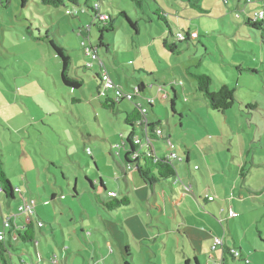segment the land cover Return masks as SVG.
I'll return each mask as SVG.
<instances>
[{
	"label": "rangeland",
	"instance_id": "374dc122",
	"mask_svg": "<svg viewBox=\"0 0 264 264\" xmlns=\"http://www.w3.org/2000/svg\"><path fill=\"white\" fill-rule=\"evenodd\" d=\"M85 1L87 0H80L78 5L65 1L64 6L55 8L43 5L40 0H26L24 5L22 0H0V150L5 157L7 176L12 180L17 195V200L11 202L12 208L18 214L21 195L18 186H21L22 190L29 193L32 191L37 209L41 212L46 204L54 210L50 202L52 191H57L60 196L58 203H63L65 216L70 213L69 208L75 212L71 216L74 224L64 221V228L57 225L55 237L54 232L47 231L43 222L33 214L35 244L13 241V247L6 254L9 264H85L84 258H87V264H123L116 241V236H125V231L117 222L122 212L116 211L112 216L109 215L108 207L101 202L103 199H110L109 192L107 190L104 193L99 184L102 178L109 190L119 187L123 190L121 197L127 195L126 180L119 168L121 165L127 169L124 160L126 148L123 145L129 133L126 117L139 104L142 94L137 95L132 102L123 100L114 110L104 108L97 95L96 73L100 71V63L127 92L130 88L134 91L137 87L136 79L143 78V82L149 87L150 84H157L152 71L157 72L159 77L166 74L167 81L172 80L173 73L170 78L168 71H165L168 66L209 73L215 79L214 85H217L213 90L222 87L220 82L224 78L233 81L231 85L237 90V96L234 107L229 110L231 113L228 119L222 117L218 122L214 115L221 116L222 113L215 112L213 115L208 112V122L212 125L210 138L215 137L214 141H209L215 149L213 158L218 159L219 150L223 161L226 158L229 162L232 161L233 154L228 151L230 148L243 166L234 164L233 173L228 171L227 174L212 175L215 180L220 177L219 179L226 181L225 184L220 183V190L224 194L228 192L227 198H233L235 193L238 200H241L239 192L242 189L245 200L248 201L243 206L246 212L243 214L240 211L242 209L238 208L236 211L240 214L239 218L232 219L228 215V206H225L223 215L207 213L206 218L212 223H202L199 229L208 234H217L231 248L239 249L243 244L245 249L255 250L258 253L251 257V264H264V31L252 30L245 24L244 18L238 20L239 12L234 8L237 0H144L141 7L132 0H105L103 12L111 15L115 31L104 34L111 47L108 51L98 47L99 61H94L91 56H86L82 46V42L87 46L90 43L94 47L99 45L97 21L95 15L87 9ZM97 1L99 0H89L90 8ZM200 3L210 12L201 18L199 26L206 33L191 41L179 42L176 37L170 38L178 46V50L169 51L161 38L162 34L168 33V29L160 21L159 14H167L174 34L177 35L182 31L184 20L191 19L190 14L199 13ZM259 5L257 9L264 12L262 0ZM254 6L255 4H250L248 8ZM244 7L245 4L241 2L239 10ZM229 8L234 12H230ZM67 10H79L83 13L73 17L67 14ZM121 13H125L136 24L139 33L130 27ZM90 24L95 26L87 40L79 32L81 27L85 28ZM30 26L36 35H47L48 40L54 39L68 50L73 58L72 75L82 80L83 87L71 89L61 82L60 58L49 47L48 41L38 42L26 38L25 30ZM169 35L168 33V38ZM90 64L92 69L87 68ZM241 65L243 68L258 69V74L238 72L236 68ZM174 78L178 79L177 82L165 87L173 94L172 85L179 91L178 103L182 109L183 104H187L182 88L184 81L180 75ZM157 93L158 88H154V96ZM161 95L158 97L163 102ZM167 107L172 113L169 101L162 110L164 128ZM236 129L240 134L237 140L234 137ZM135 134L141 135V129L136 128ZM204 134L208 136L205 132ZM226 140L234 142L232 147H225ZM173 163L178 179H183L186 185L196 180L201 188L205 187L202 171L194 168L195 163H198L196 160L191 166L186 165L184 160L176 159ZM132 185L130 181L131 190ZM172 185L165 183L164 187L170 192ZM74 188L78 194L76 197ZM175 188L178 194L183 193L179 186L175 185ZM2 195L0 192V227L5 225L1 211L5 214L9 211ZM188 196L195 201L189 203L191 217L188 220L196 223L201 217L199 197L195 199L192 195ZM201 206L207 205L201 203ZM206 210L212 211L209 207ZM155 213L159 212L155 210ZM82 214L85 216V223ZM166 214L169 216L168 211ZM256 222L262 232V239L257 235ZM84 226L86 228L82 233ZM110 226H113L111 232L108 230ZM155 226L153 240L143 243V247L139 248L137 245L139 243L141 246V243L134 242L131 238L133 251L137 253L139 248V253L136 254L137 264H173L177 261L175 255L181 254L179 250L182 249L175 235L174 240H168L164 230L167 243L155 240L161 225ZM74 227L80 236L84 235V242L91 238L95 244L92 250L97 248L99 256L94 252L93 256L86 250H82L83 256L75 250L69 254L68 246L63 244V234L71 242ZM194 239H198L200 250H205L214 260V255L220 249L217 252L210 250L209 240L206 238L200 240L195 236ZM122 240L126 243L127 237ZM106 241L112 243L114 253L110 249L108 253ZM184 241L190 244L189 241ZM184 241L182 238L181 242ZM86 246L90 248L92 245ZM101 248L103 251H100ZM190 251L193 253L192 246ZM103 254L111 255L112 258L102 263ZM201 256L206 263L204 256ZM228 259L224 264H246L243 260L232 257ZM213 260H210V264H218V261Z\"/></svg>",
	"mask_w": 264,
	"mask_h": 264
},
{
	"label": "crops",
	"instance_id": "0c3cea01",
	"mask_svg": "<svg viewBox=\"0 0 264 264\" xmlns=\"http://www.w3.org/2000/svg\"><path fill=\"white\" fill-rule=\"evenodd\" d=\"M260 1L261 0H257L255 3V6L253 8H251V7L248 8V6L250 4H246L245 0H237V4H236V6H234V8L237 12H239V15L237 14V16H239L238 20L244 18L245 22H246L247 19L253 18L255 13L262 12V11H260V9H257L260 7V5H259ZM262 1L264 2V0H262ZM98 2H100L101 11L103 12V8L105 5L104 3L106 1L105 0H99ZM241 2H243L246 7H244V9L240 11L239 7H240ZM227 5L229 7V4H227ZM191 6H192V4H191ZM199 6H200L199 10L195 7L199 11V13L196 15L190 14L191 19H188V20L186 19L187 21L184 20V23L182 26V31L177 33V35H179L180 33L184 34V36L186 38H188V41H191L193 38L200 37L205 32V31L202 32L201 28L199 26L202 23L201 18L210 12H208L206 10V8L201 5V3ZM230 12H234V10L230 9ZM90 13H92V12L90 11ZM240 13H241V15H240ZM164 14H166V13L164 12ZM194 16H197V17H194ZM165 17L167 18L166 20H167L169 27L171 29V30H169L167 28L168 33L170 34L172 31L173 37L177 38V35L174 34L173 28L171 27V24L168 20L167 14ZM195 20H197V21H195ZM248 27L251 28L250 26H248ZM80 30L81 31L79 32V34L84 35V38H86L87 40L90 39V33L92 32V29H91V32H89V34L86 33L84 27H81ZM137 33H139V31ZM168 33H166V34L164 33L165 35L164 34L161 35L163 42L165 39L168 38L167 37ZM26 38L30 39L28 37H26ZM31 40H33V39H31ZM34 41H37V40H34ZM38 42H40V41H38ZM163 45H164V43H163ZM84 53H85V51H84ZM218 66H217V68H218ZM243 67L244 66L241 65L239 68H236V70H238V72L248 71L252 75L258 74V71H257L258 69H249V68H243ZM137 68H139V67H137ZM140 69L143 70L142 68H140ZM104 70H105L104 66L100 67V71H104ZM106 71H108V70H106ZM165 71H168V73H169L168 76L170 78L172 76L171 75L172 73H173L174 77H177V75H180L183 78L184 82L182 84V88H183L184 94L186 95L185 96V98H186L185 102L187 104H183L182 109L180 108V105L178 103L179 99H180L178 96L179 91L176 88H174L172 85V90L174 92V94H173L171 90H169L168 88L165 87V86H167V84H172L175 81L177 82L178 79H175L172 76V78H171L172 80L167 81L166 74L161 75L159 77L158 73L157 72L155 73L153 71H152V75L155 74V82L159 86L157 84H150V87H149L145 82H143V80H142L143 78L136 79L137 85H135V86H137V87L135 88V90L138 88L140 82H142L144 84L145 88L142 89V91L140 93L136 94L134 96V98H137L136 97L137 95L142 94L140 96V100H138V103L142 104L143 107L147 108L146 117L148 119V123L149 124H154V123H160L161 124L160 126L162 127V133H161L162 136L159 138V137H156L154 135L153 139L151 140V144L153 146L154 153L156 154V157H164V156H170V155L176 154L178 157V160L179 161L184 160L185 164L188 166H191L192 162H195V160H196L198 163H195L194 168L198 167V169L195 168V170H198V171L201 170L202 171L201 172L202 176L205 177L204 178V186L205 187L201 188L200 183L196 180L192 181V183H190L189 185H186L183 182L186 186L190 187V191L186 192L184 187H183L184 186L183 184H181V183L177 184L176 181H174V182L168 181L165 183H170L171 185L173 184L172 186H170V190H171L170 191L171 193H170L168 191L169 189L167 187H164L165 183H158V184L153 185V186H149L148 184H146L140 178L135 167L133 165H129L125 162L126 166H127V169H126L127 171L125 170V166L119 165V168H120V171L124 174V178L126 180V187L128 188L127 189L128 191L126 192L127 195L125 197L131 199L130 200L131 204L129 207L123 206V207L117 208L115 210H108V211L110 213L109 214L110 216H112V214L116 211L122 212V214L120 215L117 222L122 227L123 231H125V236H123V234H120L121 237L123 239H124V237H127V240H126V243H124V241L122 240V238L120 236H118L119 238L116 236V241H118L117 246L120 249L121 254H122V260L121 261L123 264H126V263L137 264V262H138L137 261V255H138L137 253H139L138 250H139V248L144 246L143 243H148L149 240H151V239L153 240L154 234L156 231L155 224L157 226L161 225V227H158L159 228L158 235L155 236V240L157 242L160 243V240H162L163 242L167 243V241L165 240L164 235H163V232L165 230V232L167 233L166 237L168 238V240H170L171 238H172V240H174L173 235H175L176 236L175 239L177 240L178 245L182 249V250H179V253H181V254L175 255V259L177 261L174 262L173 264H183V262L187 259H190V260L197 259L198 264H203L204 262H203V259L201 258L202 257L201 255L204 256V259L206 261V263H204V264H210V260H213V259H211L210 254H207V252H205V250H202V251L200 250V248H199L200 246H198V239L196 241L194 239V237L195 236L199 237L200 240H202L203 238L208 239L209 245H210L209 249L212 250L211 248L214 244V239L217 238L218 235L217 234L212 235V234L205 233V231L203 229L202 230L199 229L200 224H202V223H209L210 224V222L212 223V221H210L209 219L206 218L207 213L208 214L212 213L214 216H217L218 214L223 215L225 213V206H228V209H227L228 215H229V211H234L238 214L237 218H239L240 214L236 210L238 208H241L242 210H240V211L244 214V211L246 212V210L243 208V206H244V204H246L248 202L245 200V195L243 194L242 189L239 192V196L241 197V200H238V198L235 196V193L233 194L234 195L233 198H230V197L227 198L228 192H226L224 194L223 191L220 190V183L225 184L224 182H226V181L224 179H219L220 177H218L215 180L214 179L215 176L212 174L213 173L227 174L228 171L233 173L234 169L232 166L234 164H239V167L243 166V165L241 163H239L238 160H236L235 152L231 151V149L227 146V145H230L232 147V144L234 142H232L231 140H228V141L226 140L225 147L229 148L228 151L233 154L232 161L229 162L227 158H226V161H223L219 150H218V159L213 158L214 154H215L214 153L215 149L211 146L212 145L211 141H214L215 137L212 136V138H210L212 125L210 124V122H208V112L210 111V113H213V115L216 113H215V111L210 109L207 101L203 97V94L198 91L196 84L194 82V79L192 80V78L188 74L189 73L188 68L180 67V66H176V67L168 66L165 69ZM204 74L210 75L209 73H204ZM111 77H112L111 79L113 80L112 75H111ZM213 80L215 81L214 78H213ZM232 82H233L232 80L230 81L227 78H224L221 80L220 83L223 84L222 86L226 85V86H229L230 88H232L233 87L231 85ZM113 83L116 86L121 87L123 89V91H125L124 88L121 86L120 82L116 83L113 80ZM214 84H215V82H214ZM215 87H217V85H215ZM100 88H101V82L98 81V88H97L98 93H99ZM154 88H158V93H159V94L157 93V95H155V96H154ZM129 90L130 91L127 93H133V90L131 88ZM235 91H237V90L235 89ZM98 93H97V95H98ZM113 93L114 92H112V90H111L107 93V96L113 97V95H112ZM160 94H162L161 99L163 100V102H161L159 100L158 95H160ZM147 99H153L152 105H147ZM100 101L102 103L101 99H100ZM167 101H169L171 103L172 113H170L168 111L169 108L167 107L166 108L167 114H166V120H165L166 127L164 128L163 127L164 124H163V116H162L163 112H162V110H163V106L165 107L167 105ZM144 102L146 103V105H143ZM172 102L174 104L173 107H172ZM157 103H158L159 107H158ZM206 107L209 109H206ZM200 110L204 111V113H202ZM198 111H200V113ZM229 113H231V112L228 111V112L222 113L221 116H217V115H214V116L217 119V121L219 122V119L222 117H225V119H228V117L230 115ZM186 122L188 124H186ZM237 125L239 126L240 124L238 123ZM204 132L208 136H205ZM165 134H167V135H165ZM239 135H240L239 131L237 132V129H236L234 131V137L236 140L239 138ZM138 136H141V139L144 140L143 133H141V135H138ZM209 140H211V141H209ZM145 151H146V147L144 149H142L141 152H145ZM0 153H1V155H3V159H4L5 157H4L3 151L0 150ZM178 155H181V156H178ZM203 166L205 167L204 170H203ZM9 180H10V182L12 181L10 178H9ZM181 180L183 181V179H181ZM187 180H189V179L187 178ZM208 180H210V183L208 182ZM130 181L133 184L132 190L130 187ZM11 184H12V182H11ZM175 185L179 186L182 189L183 193L178 194V192H176L177 190L175 188ZM12 186H13V184H12ZM99 186H100V189L104 193L108 190L109 193H115L116 198H123L124 197V196L121 197V194L123 193V190L121 188L118 187V188H116V190H113V189L109 190L107 188L108 187L107 183L103 182L102 178H100ZM0 188H1V185H0ZM13 188H14V186H13ZM18 189L21 192V195L19 197V199H20L19 208L21 206H23L25 204V202H27L29 200H33L36 204L33 214L36 215L38 220H41L43 222L42 225L45 229H47V231L54 232L53 233L54 237L57 233V231L55 230V227H57V225L64 228V225H66V223L64 221H69L70 225L74 224L73 221H71L72 220L71 216H74L75 212H73V209L69 208L70 213H68L66 216L64 215V210H63L64 205H63V203H60V204L58 203V199L60 196L58 195L57 191H52V197H51V201H50L51 205H53L54 210H52L49 207V205L46 204V202H45L46 207H44L43 212H41V211H39V209H37V207H38L37 201H36V199L34 200L32 191H31V193H29L24 189L22 190L21 186H18ZM188 194L192 195V197H194L195 199H197V197H199L198 205L201 209H199V207H197V206L196 207L201 212V214L199 213V216H201V217H199L200 219L198 218L196 223H191L188 220L189 217H191V211L189 208V203L195 202L193 199L189 198ZM77 195H74V196L76 197ZM16 196L17 195L15 192V196H14L15 200H13V201H7L6 200V204H7L9 211H7L8 212L7 214H5V213H3V210L1 208V210H2L1 214L3 215L4 219L9 217L10 215L16 214L17 217L13 221V223L17 224V227L20 228L19 230H21V229H23V226H25L29 221L32 220L34 222V219H33V214L31 216H29L27 214H21L19 212L17 214L16 213L17 211H15L12 208L11 202H14L17 200ZM62 197H64V196L62 195ZM108 197H109V195H108ZM211 197L213 198L212 200H210ZM3 198L5 199V197H3ZM110 200H111V198L110 199H103L101 201L102 205H104V203H106ZM200 200H201V202H200ZM217 201H220V203H216ZM201 203L206 204L207 205L206 207H209V209H211L212 211L211 212L209 211L210 213L207 212L208 210H206V207L201 206ZM215 206H217V207H215ZM202 208L203 209L205 208V209L203 210ZM155 210H157V212H159V213H155ZM142 211H144V213ZM167 211L169 212V216H167V214H166ZM81 217L84 221L85 216L82 214ZM99 217L101 220H103L101 215ZM84 223H85V221H84ZM256 223L257 224H256L255 228H256V232L258 233L257 235L259 238L262 239V235H261L262 232L259 228L258 222H256ZM4 226L0 227V232L5 234L4 243H5L6 247H8V251H9V249H11L13 247L14 242H18V241H22V240L16 235V233L13 231L12 228L6 230L4 228ZM126 226H127V228H126ZM252 227L254 228V225ZM84 228H86V227L85 226L83 227V230H81L82 233L84 232ZM209 228H213V227H209ZM112 229H113V226H110L108 230L111 232ZM151 233H152V236L150 235ZM200 234L203 235V237ZM71 235H72L71 236V242H68L66 236L63 234V237H64V243L63 244L68 246L67 251H69V254L72 250H75V252H77L78 254L80 253V255L83 256L84 254H82L81 252H82V250H86V251H89V253L92 254L93 256H94L93 252L95 253V255L99 256V252H98L97 248H95L94 251L92 250V248L95 246V244L92 243L91 238H88V240L86 238L87 242H84V237H83L84 235L80 236L76 227L72 228V234ZM180 235L182 237H180ZM131 238H133L134 242L138 241L141 243V246H140L139 243L137 242L138 243L137 246L139 247V248H137V251H136L137 253H135V250L133 251V248L131 247ZM182 238H183V241L187 240V241H189L190 244H188L185 241L181 242ZM56 242H57V240H56ZM84 243L90 244L92 246L89 248L88 246H86V244L83 245ZM106 244L107 245H105V246H107V248H108V253H109V249L112 253H114V249L112 248V245H111L112 243L106 241ZM124 245H125V249H123ZM225 245H226V247L224 250H222L220 248V251H219V249L214 251V252L219 251L218 254L214 255L215 259L213 260L215 262L218 261L217 262L218 264L221 263L223 256L226 258V262L229 260L228 259L229 256L227 255L228 254L227 248L228 249H237V248H231L228 245V243H226V241H225ZM191 246L193 249V253L190 251ZM245 248H244V245L241 244V247L237 250L242 251L243 254H245V256H248L249 260L251 259V257H253L254 254H255V256H257L258 252H256L255 250L252 251L250 249H245ZM100 251H103V249L101 248ZM77 253H75L74 255L78 256ZM75 256H74V258H75ZM110 258H112L111 255L107 256V255L103 254V259H101V262L105 263L106 261L110 260ZM86 259L87 258H84L85 264H87ZM106 264H108V263H106ZM249 264H251V261Z\"/></svg>",
	"mask_w": 264,
	"mask_h": 264
},
{
	"label": "trees",
	"instance_id": "16d2710c",
	"mask_svg": "<svg viewBox=\"0 0 264 264\" xmlns=\"http://www.w3.org/2000/svg\"><path fill=\"white\" fill-rule=\"evenodd\" d=\"M40 1L43 5L53 6L55 8H59L61 6H64L65 1L69 2L72 5H78L80 0H40ZM132 1L136 2L138 7H141L144 0H132ZM146 1H148V0H146ZM256 1L254 3H246V4L252 5V4H255ZM88 2H89V0L85 1L87 9L89 11H91L92 13H95L94 5L95 4L100 5V2H98V1L95 2L92 8H90V6L88 5ZM25 3H26V0H22V4L24 5ZM74 7H76V6H74ZM100 8H101V6H100ZM162 13H163V15L159 14L160 21H162L166 25V27L169 30H171L169 27V24L166 20L167 18L165 17L166 14H164V12H162ZM260 13H263V15H264V12H257L254 14V16L256 14H260ZM121 15L125 16L126 20L130 24V27L133 28L136 32H138L136 24L133 23L132 21H130L129 17L125 13H121ZM254 16H253V18L247 19L245 24L250 26L251 29H253V30L264 31V17L262 19L255 20ZM73 17H75V16H73ZM93 26H95V24H92V27ZM96 27L99 30V45H97V47H94L92 45L91 49L95 48V50H96L95 52L97 54V60L99 61L98 47L102 48V49L104 48L106 51H108L109 48L111 47V44L106 41L104 34L108 33V32L115 31L114 20L111 18V20L107 24H104V25H99L97 23ZM180 34H182V33H180ZM25 35H26V37H28L30 39L38 40L40 42H47L48 41L49 47L53 50V52L61 60L60 61V63H61L60 79H61V82L65 86H67V88L80 89L81 87H83L82 80L75 78L72 75L73 58L68 53V50H66L64 47H62V45H60L56 41H54V39L48 40L47 35L44 37H41L39 34L36 35L34 33V29L32 26L28 27L27 30H25ZM172 37H173V33L171 31L169 38L164 40V46L166 48L170 49L169 51H171V52H173V50H178V46L175 45L174 43H172L170 40V38H172ZM178 41L179 42L188 41V38L185 37L184 40L178 39ZM83 50H84V46H83ZM100 65H101V67L104 66L101 63H100ZM87 68L92 69V67H89V66H87ZM104 71H106V70H104ZM104 71H99L96 73V76H97L96 78H98V81H100V82H101V78H102V73ZM188 71H189V69H188ZM188 74L192 79H194V82L196 84L198 91L203 94L204 99L207 101L209 107L213 111L218 112V113H225V112H228L232 107H234V105L236 103V96H237L234 88H230L229 86L224 85V86L218 88L217 90H213V87L215 88V85L213 82L214 80L210 75L200 73L197 71H194V72L189 71ZM144 88H145L144 84L142 82H140L138 88L136 90L134 89V91H133V93H135L134 96L136 94L140 93L142 91V89H144ZM112 92H114V91H112ZM99 93H100V90H99ZM99 93H98V97L102 100L103 106L105 108H108V109L114 110L120 104V102L125 100V99L115 100L113 94H112L113 97L112 96L111 97H109V96L101 97L99 95ZM133 100H134V98H133ZM130 102H132V101H130ZM147 105H152V103L151 104L147 103ZM173 106H174V104L172 102V107ZM143 109H146V112L144 115L142 114ZM146 115H147V108L143 107L142 104L135 105V108L130 113H127V117H126V123L127 124L126 125L129 128V133L123 142V145L126 148V154H124L125 162L129 165H133L135 167V169L137 167L138 169H136V171L139 174L140 178L149 186H153V185H156L158 183H165V182L174 180V181H176L177 184L178 183L183 184L184 185L183 187H185V188L189 187V186H186L181 179H178L177 169L173 163L174 160H171V158H169V156L156 157V154L154 153V149H153L152 145L148 148L147 151L141 152V148L139 147V144L135 143V139L137 137L141 138V136H138L135 134L136 128L141 129V133H143V135H144L143 138H146L145 132H144V128H146L147 129L146 133L148 135V138L150 139L149 141H151L153 139L154 135L156 137H159V138L162 136V134H157L158 131H160L162 133V127L160 126L161 124L160 123H154V124L146 125L145 121H148ZM136 153H139V154L134 158L133 156ZM5 165L6 164L4 162L3 155H1V153H0V185L2 188L1 193H3L5 200L13 201V200H15V197H14L15 196V189L13 188V186H12L8 176H7ZM73 192H74V195H77L76 188H74ZM110 198H111L110 201L104 203V205L107 206L109 210H115V209L123 207V206L129 207L131 204V201H130L131 199L127 198V197L116 198V196H115V197H110ZM31 215H29V216H31ZM232 219H235V218H232ZM5 220L6 219H4V222H5ZM15 226L16 225L14 224L11 228L16 233V235L22 240L21 242H23L25 244H32V245L35 244V224L32 220L29 221L25 226H23V229H21V230H19L18 228L16 229ZM215 239H214V244H215ZM218 239L222 240L223 244L216 247L215 249H213V247H214V244H213V246L211 248L213 251H216L220 248L222 250H224L226 247L225 240L223 238H220V237ZM7 252H8V247H6L4 241L0 240V254H1L0 264H9L8 258L6 257ZM227 252H228L227 255L229 257H232V258L237 259V260L243 259V261L246 262L247 264L250 263L249 257L245 256V254H243V252L240 250L227 248ZM236 253H238V255H236ZM197 262H198L197 259H195V260L187 259L183 262V264H198ZM225 262H226V258L223 256V259H222L221 263H219V264H224ZM126 264H128V263H126Z\"/></svg>",
	"mask_w": 264,
	"mask_h": 264
},
{
	"label": "built area",
	"instance_id": "2783aa9c",
	"mask_svg": "<svg viewBox=\"0 0 264 264\" xmlns=\"http://www.w3.org/2000/svg\"><path fill=\"white\" fill-rule=\"evenodd\" d=\"M225 1H227V0H225ZM245 1H246V3H254L256 0H245ZM94 10H95V13H93V15H95L94 18H95V20L97 21V23L99 25L107 24L111 20V15L102 12L99 4H95L94 5ZM82 13H83V11H79V10H74L72 12L70 10H67V14L69 16L70 15H72V16H80ZM263 17H264L263 13H260V14H256L254 16V19L255 20H259V19H262ZM91 29H92V24H90L87 27H85V31L87 33L91 32ZM177 38L179 40H184L185 39L184 34L177 35ZM82 46H84V51H85L86 56H91V58L94 61H96L97 60V54L95 52L96 51L95 48L91 49L92 44H90V46H87L86 43L82 42ZM89 67H92V64H90ZM111 78L112 77L109 75V73L107 71H104L102 73L101 89H100L99 95L101 97H106L107 93L110 90H112V91H114L113 95H114L115 100L127 99V101H133L135 93H127V91H123L122 88L116 86L113 83V80ZM152 102H153L152 99H147V103L148 104H151ZM145 112H146V109H143L142 110V114L144 115ZM145 123H146V125L149 124L148 121H145ZM146 131H147V129L144 128V132H145V136H146V138H144V140L139 138V137H137L135 139V143L139 144V147L141 148V151L145 147H146V151H147V149L152 145L151 141H149L150 139L148 138V135H147ZM157 134H161V132L158 131ZM138 154L139 153L134 154L133 157L135 158ZM169 158H171V160L178 159L176 154L170 155ZM195 168L198 169V167H195ZM184 189H185L186 192L190 191V187H186V188L184 187ZM0 192H2V188H0ZM108 195H109V197H115L116 196L115 193H108ZM210 200H212V197L210 198ZM35 206H36L35 202L33 200H29V201L25 202V204L19 208L18 212L21 213V214L31 215L34 212ZM16 217H17V215L14 214V215H11L9 218H7L5 220L4 228L6 230L10 229L15 224V223L13 224V221L16 219ZM229 217L236 218V217H238V214L236 212H234V211H229ZM15 225H16L15 227L17 229L18 228L17 224H15ZM18 229H20V228H18ZM0 240L1 241H5V234L2 233V232H0ZM222 244H223L222 240L216 238L213 249H215L216 247H218V246H220ZM236 255H238V253H236Z\"/></svg>",
	"mask_w": 264,
	"mask_h": 264
},
{
	"label": "water",
	"instance_id": "95a60500",
	"mask_svg": "<svg viewBox=\"0 0 264 264\" xmlns=\"http://www.w3.org/2000/svg\"><path fill=\"white\" fill-rule=\"evenodd\" d=\"M136 169H138V168L136 167Z\"/></svg>",
	"mask_w": 264,
	"mask_h": 264
}]
</instances>
